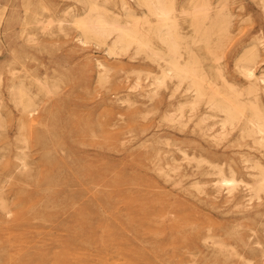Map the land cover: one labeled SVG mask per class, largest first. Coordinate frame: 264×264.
Segmentation results:
<instances>
[{"label":"rangeland","instance_id":"1","mask_svg":"<svg viewBox=\"0 0 264 264\" xmlns=\"http://www.w3.org/2000/svg\"><path fill=\"white\" fill-rule=\"evenodd\" d=\"M98 3L110 14L123 12L120 0ZM226 7L234 12L232 35L245 39L249 33L257 32L260 47H264V13L255 0H227ZM13 10L26 23L10 20L11 31L36 33L46 40L50 37L48 31L54 32L50 39L52 49L36 53L33 66H27L28 77L24 78L25 72L15 65L20 79L35 82L39 78L53 90L36 99L37 111L32 123L28 121L30 131H25L27 145L17 141L19 113L6 92H2L6 106H1V114L6 131L3 130V137L0 135V172L6 164L14 165L16 151L23 150L27 152L26 161L32 163L30 173L35 175L28 177L31 180L27 182L0 175V202L11 212L7 214L0 207V264H219L208 258L217 248L211 240L191 242L195 226L201 233H220L224 229L223 238L219 239L230 242L224 243V248L230 251L236 247L226 253L228 257L224 256L226 264H264V193L255 196L249 191L258 166L264 165V147L248 137L238 139L237 131L220 140L217 127L210 131L215 132L212 140L191 133L198 115L204 111L203 105L196 114L185 107L183 126L167 121L165 116L173 113L176 102L185 96L183 87L170 97L173 83L169 82L155 94L146 95L152 81L147 74L157 72L155 64L140 55L111 56L103 46L79 44L71 19L80 15L82 9L75 0H12L1 15V32ZM178 20L181 29L187 27L188 21ZM193 49L197 55L202 51L199 57L207 66L209 59L203 48L195 44ZM97 60L109 68L103 82L97 79L102 70ZM1 71L5 82L10 74L6 66ZM138 76L140 88L134 90ZM210 122L206 120L207 125ZM34 132L41 134V140L35 138ZM219 165L225 175H229L232 166L240 180L235 191L240 206L226 201L225 189H215ZM17 198L24 200L25 205L15 206ZM175 205L178 212L161 216L162 210ZM141 209L157 214L156 220L143 213L134 218L133 211ZM20 215L22 219H15ZM218 227L222 229L219 231ZM170 232L176 237L169 239ZM242 236L246 245L236 240Z\"/></svg>","mask_w":264,"mask_h":264},{"label":"bare ground","instance_id":"2","mask_svg":"<svg viewBox=\"0 0 264 264\" xmlns=\"http://www.w3.org/2000/svg\"><path fill=\"white\" fill-rule=\"evenodd\" d=\"M11 1L12 0H0V18L6 5ZM75 1L80 4L82 9V13L80 15L75 16L74 19L72 17L71 19V23L77 30L75 37L79 44L85 46L88 43H93L95 46H103L104 51L111 56L128 54L130 58H135L140 55L155 64L157 72L153 71V74H147V78L152 77V81L149 82L151 89H148L149 92L147 91L146 95L148 93L149 95L155 94L158 88H161V86L167 87L169 82L173 83L172 91L169 93L170 97L173 96L174 92L179 87H183L185 96L183 97V100L176 102L174 112L172 113V111H170L171 114L165 116L167 121H176L179 125L183 126L186 122H184L185 120L182 121L181 117L183 116L185 107L189 106V109L196 114L199 107L203 105L204 111H201L198 115L197 121L190 129L191 133H195L201 138L210 137L212 140L215 137L214 133L219 132V139L224 140L228 134L233 131H237L238 139H246L248 137L251 138V140L257 145L264 147V68H262V64H264V57H262L264 56V51L262 50H264V47H260L261 42L258 40L261 37L257 32L253 33V35L249 33V37L245 39H236V36L232 35L233 32L230 27L232 16H234L232 14L234 12L231 13L227 9V0H182L179 3L175 0H131L132 3L129 0H120V7L123 11L122 14H114L115 12L110 14L111 12H106L105 9L99 5L100 2L98 3V0ZM255 3L259 6L261 12L264 13V0H255ZM24 4L25 8L28 7V1ZM33 18L36 19L34 16ZM178 18L188 21V30L184 31V28L186 29L187 27H184L183 29L180 28L181 26ZM10 20H13L14 23H23V25L26 23L24 17L17 14L16 10H13L9 14L8 21L3 25L2 32L0 31V135L3 137L4 135L2 132H4L3 130L6 131L3 121L4 118L2 119L1 114V106H6L5 103L2 102L3 98L1 97L3 95L2 92L5 91L8 99L12 102L13 106L19 113L16 122V131L18 132L17 141L18 143L21 142L25 144L27 142L25 131L28 123H32L31 118L37 111L36 99L39 94L52 93L53 88L45 80H40L39 78H35V82H25L24 79H20L22 76H19L16 73L15 65H19L20 69L25 72L24 78L28 77L30 75V71L27 66L30 64L33 66V61L37 60L36 53L41 50L52 49V42H50V39L54 32L49 33L47 30L48 35L50 36L47 40L44 38L40 39L36 36V33L24 34L23 32H13L10 30ZM181 22L183 23V21ZM44 28L45 26L43 29ZM59 30L63 31L62 28ZM195 44L200 45V47H202L206 52L207 55L205 53L204 55L208 56L207 58L209 59V61L207 59V66L205 65V62L204 64L202 63L200 59L201 56L199 57L202 51L200 50L201 52L198 53L199 55H197L196 51H194L193 45L195 46ZM97 65L102 69L98 72L97 79L98 81L103 82V80L108 77L109 68L98 60ZM3 66L7 67V72L10 74V76L6 78L5 82H3L4 80L1 71ZM18 71L20 72V70ZM32 78L34 79V77ZM139 80L140 77L138 76L135 84L132 86V89L135 90L140 88ZM32 85L35 86V90L32 89ZM175 111L177 114H175ZM208 119H210L211 122L207 125L206 120ZM215 127H217L215 132H210ZM27 130L30 131L29 129ZM28 134H31V132H28ZM34 134L37 140H41V134L39 135V132H34ZM29 136L27 135V138ZM24 147L22 146V148ZM16 152L15 158L17 159V162H15L14 165H12L13 163L6 164L5 167H3V171L1 170L0 175L4 174L5 176H11L13 179H16L15 181L27 182L26 180L29 179L31 175H35L30 173L31 168L29 165H32V163L30 164L26 161V158H28L26 157L27 152L25 153L23 150L19 152L17 150ZM155 155L156 154L153 156ZM28 156L30 155L28 154ZM159 158L160 157H158V160ZM211 163H213V161ZM50 164L51 163H49V165ZM231 167H229L228 170L229 175H225L224 168L219 165L217 172L220 177L218 176L219 178L213 185L217 190L221 188L225 189L227 193L225 196V199H227L226 201L231 202L236 207L237 205L240 206L242 204L239 196L235 193L240 180L235 177L234 169ZM159 171H161V168ZM255 173L257 177L252 179L249 191H251L250 193L253 192L256 196L261 192L264 193V165L261 164V166H258V170ZM166 175H164V177ZM23 201L24 200L18 199L15 202V206H19L23 203L25 205V202ZM0 207L5 213H11L10 209H8V206L4 202H0ZM174 212H178L177 205L173 206L171 209L162 210L160 214L161 216L167 217L170 213L172 214ZM140 213H143L145 217H149L150 220H156L154 216L157 214L150 212V214H148L145 209L133 211V217H137ZM15 219H22L21 215L19 217H15ZM169 225L177 229V226L174 224ZM220 228L219 231L222 229ZM193 229H195V232L194 238H191V242L194 243L196 239L198 240L200 238L205 242L211 240V243L216 245L217 248H214V252L208 256L209 260L211 259L215 263L219 264H226L227 261H225L224 256L228 257L229 255H226V253H232L236 247H232L233 250L230 249V251H228L227 248H224V243H230L227 240V242H223L224 240L222 241L219 239L223 236L224 231L222 230L224 229H222L220 233L214 231L209 232V230L206 232L204 231L205 233H201L197 230L198 228L196 229V226L195 228L193 227ZM137 232L139 233V231ZM168 237L169 239H173L176 237V233L170 232ZM234 237L236 238V234ZM236 240L243 241V236L242 238L238 237ZM233 254H235V252ZM231 261L232 260H230V262ZM168 263L171 262L168 261Z\"/></svg>","mask_w":264,"mask_h":264}]
</instances>
